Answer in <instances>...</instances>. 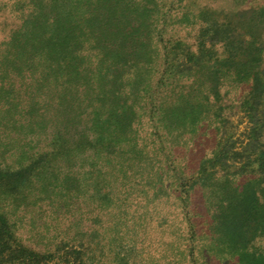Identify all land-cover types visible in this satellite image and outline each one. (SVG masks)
Wrapping results in <instances>:
<instances>
[{
  "label": "rangeland",
  "instance_id": "obj_1",
  "mask_svg": "<svg viewBox=\"0 0 264 264\" xmlns=\"http://www.w3.org/2000/svg\"><path fill=\"white\" fill-rule=\"evenodd\" d=\"M52 3L0 0L3 264H264V0Z\"/></svg>",
  "mask_w": 264,
  "mask_h": 264
},
{
  "label": "trees",
  "instance_id": "obj_2",
  "mask_svg": "<svg viewBox=\"0 0 264 264\" xmlns=\"http://www.w3.org/2000/svg\"><path fill=\"white\" fill-rule=\"evenodd\" d=\"M29 4L32 6L35 5V12H37L39 8H45V12H43V14L45 15L46 19L52 20L57 24V19L55 15V6L53 5L52 0H50V3L48 0H29ZM35 12H34V8L31 7L29 14L32 15L33 18L32 19L28 18L24 22L23 26H21V28H19L14 32L12 39L9 41L8 54L10 53L11 58L5 59L8 63H12L14 61V58L18 54L23 53L21 51L23 47H29L32 45L34 32L33 33L29 32V30L26 27L30 21L38 17L36 16ZM27 17H29V15ZM69 35L72 34L70 33ZM5 177H7V175L3 176V178ZM20 182H21L20 178H17L15 180L12 178V179H8L5 184L0 186L4 188L5 192H8L9 196L14 197L16 201L22 191ZM252 208L253 209H250V212L244 211L241 214H237L235 209L231 208L230 210H228V212H226V215L222 219V221H226L230 219L234 227L237 229L239 236L243 237L245 236L246 227H248L251 224V221L255 214V207L253 206ZM6 223H7L6 216L3 212L0 211V264H3L5 262H11V260L15 258V256H7L6 254L7 251L10 249L9 247H7L8 244L7 242L9 240H12V236L10 235V233L6 232ZM7 235L10 237H7ZM26 257L27 256H24L23 258L26 259Z\"/></svg>",
  "mask_w": 264,
  "mask_h": 264
}]
</instances>
